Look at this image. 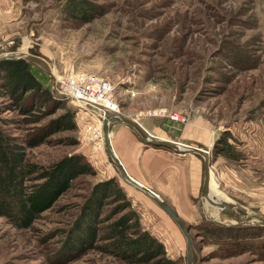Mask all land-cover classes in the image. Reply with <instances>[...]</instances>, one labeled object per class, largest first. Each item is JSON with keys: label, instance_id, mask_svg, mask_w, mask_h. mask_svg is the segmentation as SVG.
Instances as JSON below:
<instances>
[{"label": "rangeland", "instance_id": "1", "mask_svg": "<svg viewBox=\"0 0 264 264\" xmlns=\"http://www.w3.org/2000/svg\"><path fill=\"white\" fill-rule=\"evenodd\" d=\"M68 1L0 0V55L27 52L43 58L49 72L35 65L48 74L53 91L72 75L108 80L118 110L150 126L179 114L183 121L177 122L189 126L188 144L209 151L210 196L264 217V0H90L101 13L86 22L69 14ZM63 101L35 122L7 97L0 98V118L5 128L25 138L64 106L79 110L69 98ZM96 111L93 106L76 112L74 130L47 132L46 141L25 149L26 159L48 165L68 153H83L92 136L83 125ZM194 128L201 131L200 139L191 138ZM69 137L77 143L69 144ZM220 137L232 143L231 155L212 151ZM96 142L90 143L91 155L84 154L96 173L74 179L30 228H15L0 216V264H132L94 248L76 255L63 248V232L90 187L108 175L123 187L142 226L164 245L168 257L186 264V241L177 224L122 177L104 143ZM195 159L186 169L196 176L195 195L187 202L162 193L189 228L192 264H264L262 224L236 232H252L250 240L259 241L254 249L233 251L227 239L203 235L201 227L214 224L207 217L232 221L205 200L200 205L203 158Z\"/></svg>", "mask_w": 264, "mask_h": 264}, {"label": "trees", "instance_id": "2", "mask_svg": "<svg viewBox=\"0 0 264 264\" xmlns=\"http://www.w3.org/2000/svg\"><path fill=\"white\" fill-rule=\"evenodd\" d=\"M67 7L72 17L84 22L101 13L100 6L90 0H71ZM244 60L249 62V59ZM48 80L47 73L24 58L0 60V98L7 97L18 110L29 114L32 121H39L45 109L46 114L53 113L65 103L64 96L50 90ZM76 112L75 108L64 106L49 123L37 126L36 132L25 138L5 128L3 125L7 122L0 118V216L13 227L30 228L41 213L51 209L72 186L74 179L96 173L80 151L68 153L48 165L26 159L25 149L46 141L47 132L65 128L74 130ZM67 142L77 143L73 137ZM219 143L212 151L218 149L219 153L231 155L232 143L226 137H220ZM231 157L240 158L238 154ZM108 205L111 207L107 210ZM79 208L70 228L63 232L66 253L76 255L94 248L132 264H176L166 254L164 245L142 226L139 214L114 177L93 183ZM247 228L250 227L216 224L201 227L207 238L227 239L226 245L233 251L254 249L253 245L259 243L250 240L255 237L252 232L236 234ZM96 240L101 243H94Z\"/></svg>", "mask_w": 264, "mask_h": 264}, {"label": "crops", "instance_id": "3", "mask_svg": "<svg viewBox=\"0 0 264 264\" xmlns=\"http://www.w3.org/2000/svg\"><path fill=\"white\" fill-rule=\"evenodd\" d=\"M92 115L94 116V114ZM136 120L148 132L158 138L189 143L186 138L189 134V126L185 127L179 122L169 119L157 126H150L140 119ZM179 125L181 127H178ZM194 129L191 138L193 140L200 139L201 131L198 128ZM109 137L112 148L127 173L157 193L161 198L164 197L163 199L166 200V194L170 195L167 197L171 200L178 199L181 196L183 200L188 202L191 199L190 197L195 195L192 189L196 184L194 179L196 176H192V171L187 174L186 169L192 168L191 162L193 161L191 159L193 157L196 158L195 161H199L200 156L198 154L177 152L165 147L147 144L132 127L117 118L110 122ZM192 144L194 143L192 142ZM82 148L83 154L86 156L91 155V148ZM111 176L113 175L107 177ZM192 181L193 185H191ZM162 193H165V195Z\"/></svg>", "mask_w": 264, "mask_h": 264}, {"label": "water", "instance_id": "4", "mask_svg": "<svg viewBox=\"0 0 264 264\" xmlns=\"http://www.w3.org/2000/svg\"><path fill=\"white\" fill-rule=\"evenodd\" d=\"M16 58H24L42 67L45 71L49 72V66L47 62L39 56L27 52H17V53L0 55V60L16 59ZM93 105L96 108L102 110L103 112L102 131L104 137V146L111 161L120 171L122 177L127 182H129L130 184H132L133 186H135L136 188L147 194L177 224V226L183 233L186 241V258H185L186 264H192V260H193L192 257L193 246H192V239L189 233V228L184 224L182 219L176 214V212L165 200H163L157 193H155L150 188L140 183L139 181H137L127 173L120 159L117 157L116 153L114 152L110 142L109 125L113 119L117 118L121 120L123 123L132 127L147 144L165 147L177 152L194 153L200 155L203 158V183L201 186L199 203L201 205L203 200H205L211 206L219 209L220 213L227 215L228 218H230V220L232 221V222H221L207 217V219L210 222L222 227H243L250 224L264 225L263 216L256 214H247L224 200H219L210 196V191H209L210 158H209L208 150L202 149L194 145L185 144L173 139L158 138L153 134H151L150 132H148L136 119L126 116L123 112L119 110L107 109L106 107L100 104H93ZM240 215H243L244 217L241 218Z\"/></svg>", "mask_w": 264, "mask_h": 264}, {"label": "built area", "instance_id": "5", "mask_svg": "<svg viewBox=\"0 0 264 264\" xmlns=\"http://www.w3.org/2000/svg\"><path fill=\"white\" fill-rule=\"evenodd\" d=\"M60 84L59 87L61 90L56 89L55 91L62 96L68 97L71 103L79 109L77 113L81 110L87 111L89 107L94 106L93 104H100L118 110V108L115 107L117 103L112 98L114 86L108 80L98 79L93 75H72L66 81H61ZM96 110L97 114H94L93 117L91 115L89 117L90 119H86L83 125L87 137L92 135L90 138L91 140L83 147L89 148V146H91L90 143L96 144L98 143L96 141H100L101 144L102 142L104 143L102 131L103 112L98 108H96ZM169 117L175 121H183L177 113ZM93 118L95 120H93Z\"/></svg>", "mask_w": 264, "mask_h": 264}, {"label": "bare ground", "instance_id": "6", "mask_svg": "<svg viewBox=\"0 0 264 264\" xmlns=\"http://www.w3.org/2000/svg\"><path fill=\"white\" fill-rule=\"evenodd\" d=\"M104 107H106V106H104ZM116 108H117V106H115ZM107 109H110V110H116L115 108H111V107H106Z\"/></svg>", "mask_w": 264, "mask_h": 264}]
</instances>
